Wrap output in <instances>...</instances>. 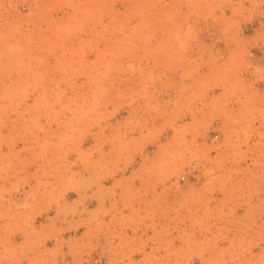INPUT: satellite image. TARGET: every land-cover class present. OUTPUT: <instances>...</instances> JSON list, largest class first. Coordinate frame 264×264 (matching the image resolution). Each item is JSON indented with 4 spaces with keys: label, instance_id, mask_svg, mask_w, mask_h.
Returning <instances> with one entry per match:
<instances>
[{
    "label": "rangeland",
    "instance_id": "374dc122",
    "mask_svg": "<svg viewBox=\"0 0 264 264\" xmlns=\"http://www.w3.org/2000/svg\"><path fill=\"white\" fill-rule=\"evenodd\" d=\"M0 264H264V0H0Z\"/></svg>",
    "mask_w": 264,
    "mask_h": 264
}]
</instances>
